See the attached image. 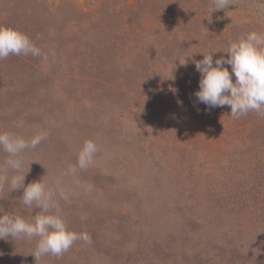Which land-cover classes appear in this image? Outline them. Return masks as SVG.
<instances>
[{"label":"rangeland","instance_id":"obj_1","mask_svg":"<svg viewBox=\"0 0 264 264\" xmlns=\"http://www.w3.org/2000/svg\"><path fill=\"white\" fill-rule=\"evenodd\" d=\"M213 6L0 0V27L41 49L0 60V131L47 133L22 154L25 186L60 179L68 227L91 236L40 264H264V117L233 119L195 96V61L227 59L229 41L264 33V0ZM89 139L94 163L63 175ZM6 158L0 150V168ZM22 195L0 184V215L32 220L40 209ZM37 241L0 239V264H36Z\"/></svg>","mask_w":264,"mask_h":264},{"label":"clouds","instance_id":"obj_2","mask_svg":"<svg viewBox=\"0 0 264 264\" xmlns=\"http://www.w3.org/2000/svg\"><path fill=\"white\" fill-rule=\"evenodd\" d=\"M213 10L226 9L231 0H213ZM228 53L227 59L218 58L213 62L212 53H204V58L195 61L196 70L201 74L196 99L209 108L229 106L233 119H239L249 112L264 117V33L251 31L229 41L223 49ZM10 55L40 56L41 49L35 45L24 32L11 28L0 27V60ZM179 62L187 66V58ZM231 65V72L228 67ZM235 76V81L232 77ZM47 139L45 131H39L25 138L11 131H0V150L7 153V158L0 171L14 174L10 181L7 175H0V184L9 183L11 191L23 187L21 203L27 207L39 208L40 211L32 220L20 215H0V239L38 238L37 247L32 254L36 264L45 255L61 257L69 251L76 241L91 243L87 232H76L68 227L62 214L57 197L69 200V193L62 187V181H56V188H49L43 178L25 186L26 173L23 171V153L35 149ZM98 151L96 143L85 140L77 154L76 165H69L63 175H74L77 170H86L94 163ZM30 170V169H29ZM86 190L91 191L89 186Z\"/></svg>","mask_w":264,"mask_h":264}]
</instances>
